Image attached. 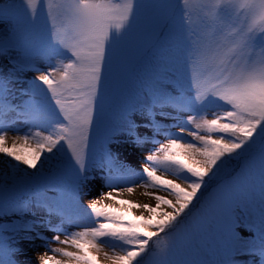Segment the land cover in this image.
<instances>
[{
	"label": "snow or ice",
	"instance_id": "snow-or-ice-1",
	"mask_svg": "<svg viewBox=\"0 0 264 264\" xmlns=\"http://www.w3.org/2000/svg\"><path fill=\"white\" fill-rule=\"evenodd\" d=\"M181 2L183 23L178 26L171 0H158L147 13L145 0H46L52 30L44 67L35 66V49L13 43V22L19 23L14 5L0 7V21L7 18L12 25L8 34L0 32V60L8 65L7 74L0 65V154L8 158L10 172L0 177V264H21L16 257L25 249L20 245L35 240L53 253L40 255V264H99L90 248L102 245L111 248V255H104L112 264H140L138 258L148 254L154 237L158 264H171L178 247L197 249L194 238L208 236L221 254L219 264H264V0H197L196 10L205 17L199 29L192 26V0ZM41 3L22 0L26 24H35ZM177 51L184 53L191 72L189 94L153 80L143 98L125 108L119 132L108 138L104 162L94 175L91 130L103 109L102 82L107 87L115 74L126 84L146 64L167 75L160 69L175 60ZM26 72L38 75L24 80ZM22 83L28 87L18 91L27 99L14 103L12 85ZM162 121L176 122L179 131ZM9 131L17 133L11 141ZM160 135L167 143L144 156L140 171L109 146L143 150ZM65 148L74 173L71 195L27 199L25 194ZM158 170L172 173L186 187L157 175ZM36 173L41 175L34 181ZM97 180L102 184L99 196L81 211L77 198L89 195ZM134 187L144 188L155 205L118 203L143 209L147 217L141 213L129 219L104 203H116ZM198 194L205 197L202 203ZM37 209L46 219H29ZM194 209L195 227L184 223ZM87 216L95 218L92 224L85 223ZM51 217L59 222L53 224ZM66 224L81 230L69 232ZM41 228L56 234L49 239ZM52 241L77 251L52 248Z\"/></svg>",
	"mask_w": 264,
	"mask_h": 264
},
{
	"label": "rangeland",
	"instance_id": "rangeland-1",
	"mask_svg": "<svg viewBox=\"0 0 264 264\" xmlns=\"http://www.w3.org/2000/svg\"><path fill=\"white\" fill-rule=\"evenodd\" d=\"M156 2H158V0H145L147 8L144 11L146 13L150 12L152 4ZM159 2H163V0H159ZM171 2L176 6L173 11L176 14L177 25L180 26L183 23L181 18V8L183 7L182 2L181 0H171ZM7 5H14V11L17 13V17L19 19V23H16L15 21L13 22L15 26V35L13 37V43L16 46H27L29 49H35V52L33 54L38 57L35 66H46L44 56L45 52L49 48L50 33L52 30V21L47 15L46 0H42L36 18V22L33 25L26 24L23 20L24 6L22 4V0H0V7H5ZM192 7V26L196 29H199L205 23V17L203 12L196 10L197 0H192ZM11 27L12 25H9L7 23V18H5V20L0 21V32L8 34ZM183 34L187 36V28L183 29ZM175 57V60L172 63L168 64L166 68L160 69L161 73L166 72L167 75H158L152 70L151 65L146 64L138 68L136 73L129 77L126 84H121L119 77L115 74H113V76L107 80V87H105V82H102L100 88V100L103 104V109L98 115L91 130V141L94 145L91 163L94 175H99V165L104 162L103 156L108 138L116 136L119 132L117 126L121 121L125 108L129 104L135 103L138 98L142 99V93L150 90L153 80L160 79L164 85H171V87L175 89V92L177 94H189L191 88V72L185 63L184 53L181 51H177L175 53ZM0 65H3L5 73L7 74V62L0 60ZM35 75H38V73L26 72L21 74L22 79L24 80H30ZM27 87L28 85L23 83L12 85L14 91V103H20L21 101L27 99V97L20 95L18 91L20 88ZM186 115L187 114H182V118L186 117ZM207 118L211 119L213 117L211 116V114H209ZM161 123L163 126L171 128L172 131H179L177 127L173 126L176 122L162 121ZM17 126L19 127L20 125ZM16 134L17 133L15 132L9 131V141H11V138ZM155 139L157 143L149 144L143 150L133 149L132 147L125 144H120L119 146L113 144L109 146L111 147V151L113 153H115L117 149L119 150L120 158L126 163V165L130 166L133 169H136L137 171H140L145 165V161L144 158L137 157V153L135 151L137 150L140 153L143 152L145 155H147L149 154V151L151 149L159 147V143H167V140L164 135L157 136ZM186 140L190 141L191 137H186ZM185 159H187V157H185ZM5 160L8 161V158L3 157L2 154H0V177L10 174L9 168L6 167L7 161ZM189 162L191 163V161ZM13 163H15V161H13ZM21 167H23V165H21ZM28 172L34 173L35 170L28 169ZM40 175V173H36L35 176H33V180L36 181L37 178L40 177ZM157 175H161L169 180H174L177 183H180L182 187H186L184 181L177 180L175 175L170 172H163L162 170H158ZM43 177L44 178L40 179L38 184L35 185L33 190H30L25 194L27 199L32 200L35 199L37 196H43L51 200H64L71 195L74 173L70 165V153L66 148L64 152L59 153L57 155L56 161L52 163V166L50 168H45ZM5 183L11 184V181L5 180ZM213 186H215V183L213 184ZM101 187V182L97 180L94 186H92V190L89 195L84 196L82 199L77 198L76 202L77 205L80 207L81 211L87 209V204L92 199L97 198L99 196ZM103 190L110 191L111 189L104 188ZM147 191L156 192L155 189H148ZM144 192V188L134 187V191L131 194L122 193L117 197V199L128 201L133 200L135 203H147L154 205L155 200L144 195ZM156 194L167 196V193L164 191H159ZM113 195L116 196V192H113ZM259 195V180L257 178L254 196L258 199ZM199 199L202 203L205 197H199ZM125 206L113 207L120 213L126 214L129 219H134L136 216L141 215V213H139L138 215L133 214V212H131L130 209L126 208ZM144 215L145 217H147L146 214ZM197 215L198 210L194 209L192 215L187 217L184 223L190 224L195 227ZM157 218L159 219L160 217L157 216ZM6 219L14 218L6 217ZM29 219L44 220L46 219V216L44 211L37 209L36 216L29 217ZM51 219L53 224L59 222L58 217H51ZM94 220V217L87 216L85 218V223L92 224ZM65 228H67L69 232L81 230L75 225L68 224L65 225ZM40 231L43 232L44 235L47 236L49 239L56 234L54 232L47 231L45 228H41ZM7 235L9 234L6 233L5 238H7ZM60 239H65L63 233L60 234ZM155 239L156 238L154 237L153 241L149 242L148 254H145L144 256L138 258L140 264H158V253L154 244ZM194 242L199 245L197 249H189L184 245L178 247L173 256L171 257V264H182V262L185 260L193 259L203 261L204 264H219L221 254L217 251L216 244L214 243L211 236L204 237L203 239H201L200 237H195ZM20 246L25 249V254L18 255L16 257V259L20 261L21 264H40V254L43 255L45 252H47L48 255H53L52 252L48 251L43 246L41 240H35L31 243L28 241H24ZM50 247H62L66 248L68 251H77V249L71 247L70 245L60 244L56 241H52ZM90 251L92 255L98 257L99 264H112V261L107 259L104 255L105 252H108L109 255H111L112 252L111 248H109L107 245H102L100 247V250L90 248ZM57 258L61 260L67 259L66 257L59 256L58 254Z\"/></svg>",
	"mask_w": 264,
	"mask_h": 264
},
{
	"label": "bare ground",
	"instance_id": "bare-ground-1",
	"mask_svg": "<svg viewBox=\"0 0 264 264\" xmlns=\"http://www.w3.org/2000/svg\"><path fill=\"white\" fill-rule=\"evenodd\" d=\"M136 153H137V157H142V158H144V156H145V154L142 152V153H140L139 151H135ZM5 161H7V160H5ZM6 167H8V163H7V165H6ZM119 200H122V199H117V202L116 203H114L112 200H105L104 201V203H108V204H113V206H117V207H122V206H125L126 204H119L118 203V201ZM129 201H132V202H134L133 200H129ZM135 203V202H134ZM156 203V202H155ZM155 205V204H154ZM153 205V206H154ZM126 208H129L130 209V211L131 212H133V214H135V215H138L139 213H144V214H146V216H148V213L146 212H144V210H142V209H136V208H130V206L129 205H126L125 206ZM45 254V253H44ZM41 255V254H40Z\"/></svg>",
	"mask_w": 264,
	"mask_h": 264
}]
</instances>
